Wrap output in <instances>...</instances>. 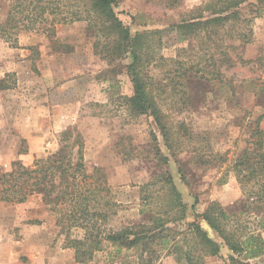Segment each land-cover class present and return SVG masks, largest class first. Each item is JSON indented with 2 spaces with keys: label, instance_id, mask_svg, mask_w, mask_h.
<instances>
[{
  "label": "rangeland",
  "instance_id": "rangeland-1",
  "mask_svg": "<svg viewBox=\"0 0 264 264\" xmlns=\"http://www.w3.org/2000/svg\"><path fill=\"white\" fill-rule=\"evenodd\" d=\"M205 1L177 0L168 8V0H118L116 8L131 35L155 31L141 41L142 61L169 148L153 118L135 115L129 108L130 57L110 60L96 51L86 22L59 24L50 34L21 33L18 47L0 41V172L9 170L13 160L30 165L54 152L60 132L71 129L82 138L87 173L94 167L105 173L110 198L118 204L115 225L143 218L140 185L168 170L186 206L185 220H196L220 244L219 255L203 264H223L229 250L196 215L210 202L226 209L238 207L242 192L232 176L218 183L226 166L201 163L199 154L234 158L264 111V16L249 25L248 43L228 38L222 29L220 41L217 27L199 26L195 37L177 31L175 26L183 19H197L195 7ZM6 11V2L0 0V20ZM202 15L207 16V10ZM158 39L156 59L148 64ZM189 65L192 77L187 79L182 73ZM197 66L201 72L195 75ZM150 132L167 156V165L157 160ZM151 204L158 207L157 199ZM82 235L79 228L60 232L56 218L36 199L0 202V254H7L0 256V264H139L132 250L116 251L109 243L88 260L77 261L65 239ZM261 235L264 239V231ZM159 264L183 263L167 255ZM249 264H264V253Z\"/></svg>",
  "mask_w": 264,
  "mask_h": 264
},
{
  "label": "trees",
  "instance_id": "trees-1",
  "mask_svg": "<svg viewBox=\"0 0 264 264\" xmlns=\"http://www.w3.org/2000/svg\"><path fill=\"white\" fill-rule=\"evenodd\" d=\"M4 1L7 11L0 20V41L9 46H19L21 33L50 34L56 25L84 21L87 30L95 37L96 51L104 53L110 60L128 55L127 71L133 89L126 98L129 108L135 115L152 117L164 137L165 146H171L167 144L166 126L148 76L144 74L142 61L145 43L141 41L155 31L131 35L129 27L116 11L118 0ZM176 1L168 0L166 7H175ZM203 3L195 7L199 11L197 19H183L176 24L177 31L195 37L194 31L199 26L208 29L217 27L216 35L220 41L224 36L219 32L222 29L228 38L248 43L251 41L249 25L254 18L264 16V0H207ZM243 8L246 11L243 12ZM204 10H207V16L202 15ZM159 45L160 39L146 63L155 58L153 53ZM192 69L193 65L185 68L183 76L190 79ZM197 72H201V67L197 66L193 74ZM199 76L202 77L201 74ZM261 85L264 86V83ZM263 119L264 111L255 118L250 139L229 161L224 154H199L201 163L226 166L218 183H226L232 176L242 192L238 207L226 209L210 202L203 213L196 215L214 230L229 250L223 264H249L251 258L264 253L261 235L264 231ZM150 135L157 150V160L161 165H167L168 158L160 153L156 135L153 132ZM83 147L78 133L64 129L59 134V147L54 152L35 158L30 165H24L19 160L11 161L9 170L0 172V202L22 203L36 199L56 218L60 232L81 229V238L65 239V244L74 248L77 261L88 260L102 248L103 243L111 244L116 251L132 250L139 264H159V260L167 255H173L183 264H203L206 258L219 255L220 244L196 220H185L186 206L168 170L140 185L143 194L139 211L143 213V218L115 225V207L118 204L110 198L102 168L94 167L91 173H87ZM182 180L188 184L183 174ZM153 199H157L156 208L152 206L155 202L151 204Z\"/></svg>",
  "mask_w": 264,
  "mask_h": 264
},
{
  "label": "crops",
  "instance_id": "crops-1",
  "mask_svg": "<svg viewBox=\"0 0 264 264\" xmlns=\"http://www.w3.org/2000/svg\"><path fill=\"white\" fill-rule=\"evenodd\" d=\"M4 255L6 256L7 254H6L5 252H3L2 254H0V256H4ZM11 257H13V254H12V253H10V258H11ZM6 261H7V260H6ZM7 264H8V263H7ZM30 264H31V263H30Z\"/></svg>",
  "mask_w": 264,
  "mask_h": 264
}]
</instances>
